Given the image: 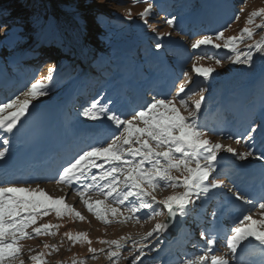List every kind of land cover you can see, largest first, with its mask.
<instances>
[{"label":"snow or ice","instance_id":"snow-or-ice-1","mask_svg":"<svg viewBox=\"0 0 264 264\" xmlns=\"http://www.w3.org/2000/svg\"><path fill=\"white\" fill-rule=\"evenodd\" d=\"M136 3L147 4V7L139 13L140 19L147 25L155 5L152 0H136ZM243 3L246 5L247 0H243ZM242 13L243 7L240 9V14ZM240 14L233 17V23L239 21ZM124 15L128 19L132 18L130 10H126ZM257 18H264V7L248 15L245 26L238 36H225L232 27L229 23L211 35L202 36L193 42L191 47L193 50L202 47L216 51L226 50L231 55L225 58L232 64L251 68L255 54L264 55V39L249 43L247 50L243 52L240 51V45L245 41H253L255 28L264 27L255 24ZM167 24L174 26L175 18L168 19ZM253 25L255 28L251 27ZM162 47L163 45L159 43L156 45L157 49ZM205 58L223 66L222 59L215 56L195 57L197 61ZM193 67L195 73L204 79H208L215 71L214 68L195 65ZM55 71V67H49L47 77L35 80L23 91L0 102V133L7 134L0 135V146H2L0 161L6 159L9 151L8 136L29 113L33 101L49 94V83ZM190 91L186 90L185 83H180L175 95L153 96L144 107L134 110L130 115H123L113 110L110 102L102 104L99 100L92 101L83 109L82 115L86 120L94 122L95 141L80 149L62 164L54 177L56 184L73 187L74 194L80 197L87 210L106 225L113 222L108 218L109 216L114 219L123 217L117 219V223L134 221L140 224L167 214V222L156 223L151 231L132 242V251L129 254L138 253L134 256L132 264H141L142 258L148 255V252L159 251L158 246L153 248L145 241L162 236L177 216L183 219L192 214L198 215L204 203L201 197L207 199L210 192L225 188L219 175H213L218 173V158H222L221 152H226L239 160H248L252 157L260 161L264 169V151L257 153L252 145H249V151L240 153L231 146L206 138L209 136V130L200 126L199 119L206 99L204 93L208 89L201 88L192 93L199 96L192 105H189V100L192 98ZM181 108L188 112L187 116L182 114ZM258 129L264 134V113H262V122L250 124L246 136L236 138L235 142L239 144L243 140L246 144L248 141L254 144V136ZM228 139L232 137L229 136ZM166 189L183 191L158 200L154 193ZM228 191L232 193V199L235 201L251 206L226 234L225 243L229 254H212L217 244V236L202 230L200 237L205 242L202 251L183 260L181 264H242L240 255L244 247L253 242L264 251V196H261L257 202L239 187ZM92 195L102 196L104 199L92 202L90 199ZM142 210H146L144 216L139 215ZM50 212H55L57 217L72 214L81 221L84 220L79 212L66 203L64 197L53 198L38 184L36 187L31 185L24 187L0 183V264H13L16 260H20L23 264L22 241L41 235H56L53 229H57L59 225L44 224L33 227L38 218L47 216ZM125 212L128 215H125ZM253 213L262 218L254 219ZM216 215L215 211L211 212L213 220ZM30 228L32 232L28 231ZM66 236L73 241V244L82 241H86L89 245L92 243L86 233L73 235L69 232ZM121 239L126 238L121 237ZM99 243L109 245L107 256L114 261V264H119L124 258L121 256L124 245L120 240H100ZM113 246L115 250H112ZM45 247L49 246L45 244ZM193 247L199 246L194 244ZM53 250L58 251L56 248ZM100 251L103 252L104 249ZM89 252L93 253V258H98L95 248L90 247ZM31 259L37 264H46L43 255L32 256ZM73 264H86V262L74 259Z\"/></svg>","mask_w":264,"mask_h":264},{"label":"rangeland","instance_id":"rangeland-1","mask_svg":"<svg viewBox=\"0 0 264 264\" xmlns=\"http://www.w3.org/2000/svg\"><path fill=\"white\" fill-rule=\"evenodd\" d=\"M10 2L11 0H0V3L5 5H9ZM17 2L19 4L14 3L10 7L8 14H5L4 11L3 14L0 13V82L9 84L8 90H0L1 102L23 91L35 80L47 77L49 67H55L56 69L52 74V81L49 83L45 80L46 83H49V94L47 97L43 96L44 98L40 97L41 99L39 98L35 101L40 102L45 98L61 94L66 90L70 91L76 84H80L88 79L92 81V78L89 77L90 70L88 69L96 67L99 64V68L107 67L102 69L103 72L116 67L117 55L115 43L117 40L126 38L133 33L139 36V47L141 48L156 47L157 42L162 36H167L175 43L187 47L188 55H181L179 61L188 62V64H184L181 68H177L173 59L169 60L168 55L165 54L166 49L161 48L171 69L177 72V80L179 83H185L186 90L194 88L200 77L195 73L194 65L197 67L214 68L216 74L214 80L210 83L211 86L207 87L208 91L204 93L206 97L204 104L209 102L213 97H216L218 91L216 89L214 90V88L219 86V83H224V79L230 75H241L242 81L238 85L242 87L249 86L252 81L258 80L259 87L263 90V92H261L264 94V55L256 53L251 68L246 65H234L226 58L222 59L223 66L221 67L212 59L205 58L200 61L195 59L197 55H204L206 57L215 56L214 49L202 47L201 49L193 50L191 47L192 43L202 36L211 35L223 29L229 23L232 24V27L225 33V36H238L241 29L245 26L248 15L252 11L264 7V0H247L246 5L243 3V0H220L219 4L221 5V10L209 21L207 27L201 25L198 29L194 27V25H191L195 20L194 13L192 14L193 17L188 18L185 23H183V21L186 15L185 11L199 8L201 0H152L155 7L152 10V15L148 18L147 25L144 24L139 17V13L147 7V4H137L136 0H17ZM20 4L26 11L20 9ZM241 7H243L242 14H240ZM126 10L132 12L131 19H128L124 15ZM59 11L72 17L70 19V17L64 15V17L68 18V20H66L68 23H59L58 17L62 14ZM98 11L105 13V17L101 15L95 17ZM237 14H240V19L233 23V17ZM101 17H109L110 20L109 22H105L103 24L104 26L98 27L95 21ZM112 17L116 20L112 19ZM173 17L175 18V25L169 26L167 20ZM255 24L264 25V18H257ZM251 27L255 28V25ZM80 29L87 31V39L82 37ZM255 32L256 34L253 41H245V43L240 45L241 52L247 50V45L249 43L264 39V27L255 28ZM39 36L43 37L42 40L50 45L47 44L39 49H35V38ZM74 37H79L81 41L80 46L84 50V56L80 54V52H83L82 48L78 51L75 46L76 44L74 45L72 42H70L71 46L78 51L77 53L80 54L81 57H78L75 52L68 51L67 49L62 50V43H65L63 46L67 45L64 38L75 39ZM71 39L69 41H71ZM88 40L92 45H89L91 56L88 54L89 51L86 48ZM95 49L99 53L97 59H94L96 54ZM32 54L38 55L36 61L35 58L33 59L31 56ZM141 60L140 63L142 67H144L146 65L145 60ZM6 66H9L10 71ZM98 75L111 78V76L107 77L105 73L100 74L97 72V77ZM96 93L97 91L95 92V88L88 87L86 95L73 103L70 109L71 122L86 120L82 115V111L92 101L98 100ZM254 94L257 95V93ZM173 95H175V92ZM191 96L192 98L189 100V105H192L194 100L199 99L198 95ZM263 101L264 99L261 96H256L253 101L254 106L258 108V114L262 109ZM181 112L185 116L188 115V112L183 108H181ZM225 117L226 114L224 113L220 115L217 126L218 128L225 127L228 129L225 133H231L214 135V132H218V128L215 126H206V129L209 130V136L206 138L211 139L213 142L222 143L225 146H231L240 153L249 151V145H252L256 151L257 141L255 136L254 144L252 141H248L246 144L243 140L239 144L235 142L236 138L246 136L248 128L243 127V124H238L231 119L226 122ZM250 117L254 118V115ZM251 118L250 121H248L249 123L247 122V127L252 123ZM232 135L234 136L232 137ZM229 136H231L232 139H228ZM74 154L75 153L70 154L69 158ZM69 158H64L63 160L67 161ZM192 166L194 167L195 165ZM174 175H179V173H174ZM222 182L225 188L210 192L207 199L201 197V199L204 200L203 207L198 215H191L187 228L190 234L185 235V237L181 239L184 242V246L180 247V244L177 245L179 246L178 251L180 254L178 253V258L172 255V262L177 260L179 264H181L183 260L200 254L202 251L205 242L201 239L199 234L202 230L208 232V230L204 229L207 226H209V231L213 229L212 225L215 220L212 219L210 222H206V220L211 216V212L215 211L216 205L220 204L221 200H226L227 196L231 193L228 191V189H230V182H226V180H222ZM15 184L24 187L29 186L22 182ZM37 184L53 198L66 197V203L79 212L84 217V220L81 221L72 214L57 217L55 212H50L49 215L38 218L33 227H40L44 224L59 225V227L53 229V231L56 232L54 236L41 235L33 239L22 241L21 259L23 260V264H37L31 257L41 255H43L46 264H73L74 259L76 261H85L86 264H114V261L110 260L107 256L109 245L99 243L100 240H120L121 244L124 245L121 250V256L124 258L120 260L119 264H132L134 256L138 255V253H134L133 255L129 254L130 251H132V242L135 241V239L139 240L141 235L151 231L156 223H162L165 217V215L158 216L147 223L142 222L137 224L134 221H129L121 224L117 223L116 220L123 219V217L114 219L109 216L108 218L113 222L106 225L98 220L94 214L90 213L81 200L77 199L76 195H71V193L65 191L60 184H56L54 178L49 177L47 180L45 179ZM37 184L32 185V187H36ZM181 191L183 190L166 189L156 191L154 194L159 200ZM97 199L103 200L98 197ZM91 201L94 202L96 200L92 197ZM156 207L159 208V206ZM215 212H217V209ZM145 214L146 210H142L139 215L144 216ZM125 215H128V213L125 212ZM253 218L260 220L262 217L253 213ZM28 231L32 232V229L30 228ZM69 232L73 235L77 233H86L88 239L92 242L91 245L86 241L73 244V241L66 236V233ZM121 237H125L126 239H121ZM157 241L158 237L150 238L148 241H145V243L155 248L157 246H154V244ZM45 244L49 247L46 248ZM194 244L199 247H193ZM90 247L97 250L96 256H98V258H93V253L89 252ZM53 248L58 249V251H54ZM101 249H104V251L101 252ZM223 249H225L224 246L219 247V250ZM112 250H115V246H113ZM154 252L157 251L148 252V255L142 258L141 264H161L160 262L156 263L153 256ZM13 264H21V261L16 260Z\"/></svg>","mask_w":264,"mask_h":264},{"label":"bare ground","instance_id":"bare-ground-1","mask_svg":"<svg viewBox=\"0 0 264 264\" xmlns=\"http://www.w3.org/2000/svg\"><path fill=\"white\" fill-rule=\"evenodd\" d=\"M217 2L219 3V0H217ZM219 6V5H218ZM209 13H211V11H209V10H204V13H203V18H205V20H207L210 16H209ZM213 15V14H212ZM59 23H61V22H66V23H68V21H66V20H68V18H66V17H64V15H62V14H60L59 15ZM71 39V38H70ZM69 39V40H70ZM70 42H72L75 46H76V48L78 49V51L81 49V46H80V43L78 42V41H75V39H71V41ZM128 47H124V48H122V50H124V49H127ZM77 51V52H78ZM182 52V51H181ZM183 52H185V51H183ZM80 54H83V52H80ZM79 54V55H80ZM221 57H223V56H221ZM122 61H124L122 58L121 59H118V62H122ZM205 82H206V80H204ZM253 86H252V84L250 85V86H247V87H243V88H241L239 91H237L236 92V94H235V100H237V101H239V105L237 106V108L235 109L236 111H238V116L240 117V116H242V107H243V105H244V102H245V99L247 98V94H248V92H249V90L252 88ZM59 89V88H58ZM233 89H236V87H234ZM60 91V90H59ZM78 93H79V90H76V91H73V92H71V93H69V94H67V92L65 93H62V94H57V95H55V96H52V97H48V100L46 101L48 104H50L49 102H51L52 100H62V98H64V97H66L67 99L65 100V104H64V106L63 107H61V108H59L58 110L56 109V111H58V113L60 112L61 114H64V117L67 119V122H68V124H69V120H70V116H69V114H68V110H69V108H70V106H71V104L74 102V98H76L77 97V95H78ZM71 95H74L75 97L74 98H72V96ZM47 97V96H46ZM44 98V97H43ZM41 99V98H40ZM42 105H43V103L42 102H38V101H33V103H32V107L30 108V111L29 112H32V111H34L35 109H38V108H40V107H42ZM264 110V109H263ZM24 120V118H22V120H21V122ZM55 128H57V125H55ZM3 135H7V134H4V133H2ZM8 138H9V140H11L12 141V136L10 135V136H8ZM13 143V142H12ZM75 143L76 144H78L79 142L78 141H75ZM262 147H264V144H262ZM226 153V152H225ZM10 154V152L8 151V154L7 155H9ZM220 154H223V153H220ZM222 157V156H221ZM260 162V161H259ZM222 165H224V161H222L221 160V158H219L218 159V169L222 166ZM56 190V189H55ZM60 190V189H59ZM61 191V190H60ZM78 200L80 199V198H77ZM244 211H245V209H244ZM181 219V223H182V228H181V230H180V232H179V234H178V236H177V240H179L180 241V239L186 234V232H187V224H188V222H189V218L187 217V218H180ZM218 224L219 223H216L215 224V228H217L218 227ZM223 232V231H222ZM222 232H219L218 234H217V236L218 235H220L219 237L222 239V238H224L225 237V234H222ZM224 236V237H223ZM136 240V239H135ZM158 244H162V250L160 251V252H162V251H164V252H166L167 250H168V248H172V247H174V243L171 241V242H168V241H161V243L160 242H158ZM246 244H247V242H246ZM249 245L250 244H247V246L246 247H244V251H243V255L242 256H246V257H250L251 258V260H248V262H250L251 264H264V251H262L261 250V248H259V249H255L254 251H253V249H249ZM243 247V246H242ZM216 252H217V250H216ZM218 254H219V250H218V252H217ZM223 253V255H226V254H229L228 253V249L225 247V250L222 252ZM241 255H240V259H241V257H242ZM163 262H168V260H169V257H167V256H163ZM242 261V260H241ZM242 264H243V262H242Z\"/></svg>","mask_w":264,"mask_h":264},{"label":"water","instance_id":"water-1","mask_svg":"<svg viewBox=\"0 0 264 264\" xmlns=\"http://www.w3.org/2000/svg\"><path fill=\"white\" fill-rule=\"evenodd\" d=\"M168 221V217L165 219L164 222ZM181 223L179 221L178 216L176 217L175 221L171 224L167 232L164 233V236L169 240L172 236L176 235L177 230L180 228Z\"/></svg>","mask_w":264,"mask_h":264},{"label":"trees","instance_id":"trees-1","mask_svg":"<svg viewBox=\"0 0 264 264\" xmlns=\"http://www.w3.org/2000/svg\"><path fill=\"white\" fill-rule=\"evenodd\" d=\"M17 2V0H13L11 3H10V5L11 4H14V3H16ZM9 5H5V4H1L0 3V11H5L6 13H8V11H9V7H8ZM11 7V6H10ZM21 10H24V11H26V9L25 8H23V6L21 5ZM95 17H96V15H95Z\"/></svg>","mask_w":264,"mask_h":264}]
</instances>
